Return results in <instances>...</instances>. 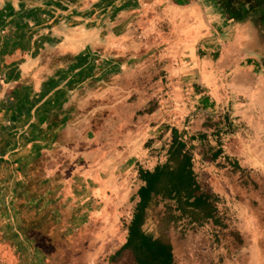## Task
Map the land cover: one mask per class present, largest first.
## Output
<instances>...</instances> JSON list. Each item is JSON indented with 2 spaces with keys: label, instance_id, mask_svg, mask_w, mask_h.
Listing matches in <instances>:
<instances>
[{
  "label": "crops",
  "instance_id": "crops-1",
  "mask_svg": "<svg viewBox=\"0 0 264 264\" xmlns=\"http://www.w3.org/2000/svg\"><path fill=\"white\" fill-rule=\"evenodd\" d=\"M262 2L0 0V233L16 247L14 264L30 255L19 231L43 218L40 229L95 234L105 255L119 252L140 170L167 161L173 129L215 212L198 224L154 196L143 231L158 237L171 206L174 264H264ZM162 6L170 30L147 36L140 24L161 19ZM161 69L163 94L186 112L161 130L162 146L150 135L155 114H139L162 96Z\"/></svg>",
  "mask_w": 264,
  "mask_h": 264
},
{
  "label": "trees",
  "instance_id": "trees-1",
  "mask_svg": "<svg viewBox=\"0 0 264 264\" xmlns=\"http://www.w3.org/2000/svg\"><path fill=\"white\" fill-rule=\"evenodd\" d=\"M262 1L260 4L264 7V0ZM172 133L167 161L157 165L152 171L140 170V178L144 182L138 190L140 200L132 220L123 223L127 234L126 242L113 255L115 257L123 250H130L136 264H174L172 247L164 233L171 222L179 219L174 214V208L167 206L164 216L159 218L158 237L147 235L142 229L154 196L175 201L176 211L187 215L191 222L202 224L214 215L215 206L211 195L196 180L193 157L186 141L178 134V130L173 129Z\"/></svg>",
  "mask_w": 264,
  "mask_h": 264
},
{
  "label": "rangeland",
  "instance_id": "rangeland-1",
  "mask_svg": "<svg viewBox=\"0 0 264 264\" xmlns=\"http://www.w3.org/2000/svg\"><path fill=\"white\" fill-rule=\"evenodd\" d=\"M160 14L161 19L158 21L150 23H141L139 30L145 32L147 36L159 37L165 32L170 30V24L167 19L164 20L163 14L165 12V6L157 7L154 10V14ZM143 30V31H142ZM148 33H150L148 35ZM155 79L161 81V86L157 88V93L160 96L153 98L152 101L147 102V104L142 107L139 111L140 117L142 115H147V113H154L155 115L151 116L150 126L158 127L151 133L153 136L156 134L155 138L158 139L159 145L162 146L165 139L161 130H165L167 127L178 126L179 122L183 123L186 119L185 113H183V108L174 100L168 101V95L165 93L169 88L166 87L168 75L166 70L155 71ZM139 80L141 83L147 80V76H140ZM166 99V100H165ZM168 109V115L166 112ZM155 116V117H154ZM161 134L160 138L158 136ZM140 143H143L148 139V135L138 138ZM161 147H157L155 150L156 156L159 157ZM143 151V150H142ZM161 156V155H160ZM154 213V212H153ZM154 219L158 216L153 214ZM46 218V217H45ZM44 224L35 225L31 229L19 231L23 240L28 241L29 245L27 246L30 255L26 256L22 264H132L133 255L130 251L124 252L122 255L110 256L111 250L113 247L107 248V253L104 254V249L99 250L98 247H95L97 238L95 234H90L86 232H73L67 229H58L57 225H53L54 229H43L45 226L46 219L43 218ZM40 229V227H42ZM62 226V225H59ZM150 227H147V229ZM82 235V237H81ZM32 238V239H31ZM3 234L0 233V264H14V259H16V247L3 240ZM117 238L115 237V240ZM3 241L4 243H1ZM109 258V260H108ZM107 260V261H106ZM121 260V263L119 261Z\"/></svg>",
  "mask_w": 264,
  "mask_h": 264
}]
</instances>
